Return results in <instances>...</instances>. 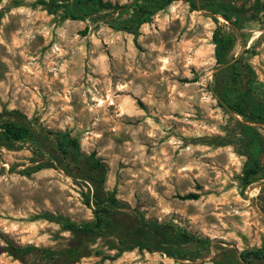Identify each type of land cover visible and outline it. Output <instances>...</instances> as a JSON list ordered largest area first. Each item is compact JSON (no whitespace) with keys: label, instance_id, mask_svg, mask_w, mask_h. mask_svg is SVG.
Wrapping results in <instances>:
<instances>
[{"label":"rangeland","instance_id":"obj_1","mask_svg":"<svg viewBox=\"0 0 264 264\" xmlns=\"http://www.w3.org/2000/svg\"><path fill=\"white\" fill-rule=\"evenodd\" d=\"M197 3L173 1L140 26L136 41L110 26L109 10L72 19L65 4L0 0V111L23 113L50 147L57 132L75 137L84 157L103 162V186L127 210L206 241L180 239L179 258L139 248L113 258L117 250L100 239L101 253L77 264H264L242 259L264 246V176L244 180L255 160L264 167V142L254 150L246 125L264 141V124L222 99L236 70L253 77L245 103L264 105V0H236V25L217 16L235 38L224 63L215 15ZM34 158L52 157L35 155L30 142L0 147V233L16 245L61 249L73 233L43 215L94 219V188L69 160L26 173ZM189 193L198 197L183 198ZM6 244L0 237V264H22Z\"/></svg>","mask_w":264,"mask_h":264},{"label":"trees","instance_id":"obj_2","mask_svg":"<svg viewBox=\"0 0 264 264\" xmlns=\"http://www.w3.org/2000/svg\"><path fill=\"white\" fill-rule=\"evenodd\" d=\"M175 0H129L120 4L109 0H38L41 4L60 6L65 4V14L72 19L98 18L100 12L109 10L113 17L109 19L110 26L117 29H124L133 33L137 41L139 29L142 24L148 22L159 10L165 8ZM193 9L202 6L197 0H189ZM203 6L210 9L218 22L213 34L215 43V54L218 63H224L235 46L233 35L223 31L218 15L223 16L233 25L237 24L234 18L236 0H201ZM60 2V3H59ZM263 4L258 1L253 10V16L257 18ZM87 28L83 31L86 32ZM235 76L228 81L223 89L222 99L228 106L239 114L251 119L254 122L264 124V105L261 109L250 108L245 103L246 94L251 90L253 77L251 74L234 72ZM236 97L239 98H235ZM249 144L254 150L261 144L262 139L252 127L247 126ZM56 142L53 147L49 145V137L40 133L20 111H0V147L13 148L15 143L30 142L35 155L49 153L51 159H36L35 166L26 169L28 174L40 171L44 168L54 167L58 163L62 165L64 160H69L76 167L81 169L80 175L89 181L94 188L93 208L94 219L88 221H75L63 215L45 213L44 218L59 223L63 229L73 233L70 244L61 249L40 247L34 245H16L13 240L0 233V237L7 243L4 250L22 264H30L32 254L37 257L31 264H77L81 259L99 254L96 249L100 239H104L111 250H117L112 256L117 258L125 251L135 248L148 251H161L168 257L179 258L180 239H190L201 244L206 241L187 233L177 225L161 223L157 220L148 219L141 212L133 213L127 210L123 203L110 191L105 190V165L91 156L84 157L80 149V143L67 132L55 133ZM57 162V163H56ZM264 167L260 161L255 160L244 172V180L247 184L252 182L254 176L262 175ZM198 195L189 193L183 198L195 199ZM89 207H92V199L87 197ZM115 238V239H114ZM38 258V259H37ZM264 259V246L242 254V259ZM45 260L40 263L39 260ZM32 260V259H31Z\"/></svg>","mask_w":264,"mask_h":264}]
</instances>
